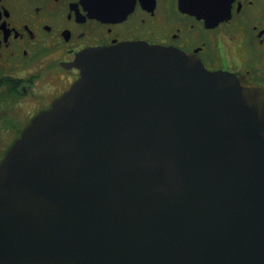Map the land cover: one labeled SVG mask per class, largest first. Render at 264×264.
<instances>
[{
  "label": "water",
  "instance_id": "water-1",
  "mask_svg": "<svg viewBox=\"0 0 264 264\" xmlns=\"http://www.w3.org/2000/svg\"><path fill=\"white\" fill-rule=\"evenodd\" d=\"M75 65L0 164V264H264V87L146 41Z\"/></svg>",
  "mask_w": 264,
  "mask_h": 264
},
{
  "label": "flooded vegetation",
  "instance_id": "flooded-vegetation-1",
  "mask_svg": "<svg viewBox=\"0 0 264 264\" xmlns=\"http://www.w3.org/2000/svg\"><path fill=\"white\" fill-rule=\"evenodd\" d=\"M128 40L182 49L264 86V0H232L212 25L179 0H0V163L77 80L79 53Z\"/></svg>",
  "mask_w": 264,
  "mask_h": 264
}]
</instances>
